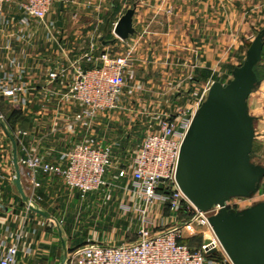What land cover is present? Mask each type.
<instances>
[{
	"label": "crops",
	"instance_id": "crops-1",
	"mask_svg": "<svg viewBox=\"0 0 264 264\" xmlns=\"http://www.w3.org/2000/svg\"><path fill=\"white\" fill-rule=\"evenodd\" d=\"M55 2H59L58 6H53L47 16V22L54 38L61 46L55 39L47 36L48 28L36 22H31L28 26L17 24L12 31L0 30V62L7 59L6 49L3 47H6L7 37H12L13 52L20 63L29 69L32 74L31 82L36 87L32 94H35L34 99L38 101L29 103L28 113L26 116L22 115L23 122L17 128L28 133L24 139L28 149L37 151L52 162L57 160L60 153L69 152L78 143L90 141L95 145L101 141L102 134L96 118L91 122H77L76 114L82 112V106L63 99L61 93L63 86L71 81L70 74L47 88L46 80L50 70L63 65L68 66V59L79 61L80 66L88 69L95 65V59L101 52L108 51L115 55L117 53L113 51L117 49L125 51L133 48L134 51L147 52L148 55L151 52L154 55L158 52H171V58L168 53L169 55L159 57L161 60L157 59L163 67L178 64L175 54L181 52L198 53L214 49L220 51L232 49L237 52L252 42L257 27L255 23L260 17L258 13L261 14L264 8V0ZM130 10L134 11L132 17L134 32L127 39H120L115 34L116 25ZM16 15L13 14L18 19L22 17V14ZM22 34L25 40L15 41L16 36L20 37ZM63 51L67 57L62 54ZM86 55H90L92 59L89 60ZM152 60L154 58L149 57V61ZM208 61L203 60L206 63ZM161 78L166 82L169 72L163 71ZM248 106L250 111V98ZM250 113L254 117L255 126L251 158L257 155L259 158L257 164L264 166V114L261 109L256 110L255 114ZM117 119L120 120L118 117L115 120ZM120 144L121 150L126 152L125 155L131 157V168L137 152L132 149L133 144L127 141ZM11 148L12 170L5 174L0 169V174L4 175V180L8 183L0 187V238H7L9 232L20 228L24 230L25 241L19 253V264H62L65 252L72 248L90 242L117 241L118 237L127 235V231H135L139 227L140 215L137 212L139 202L126 192L129 183L121 181V186L117 188L103 187L82 198L78 192L68 190L61 179L41 177V187L37 194L42 200L36 208L44 214L35 211L36 208L28 212L26 193L20 192L15 181L17 175L14 160L19 147H14L12 139ZM117 167L119 166L116 165L109 171L106 180L118 176ZM9 180L13 183L12 186L7 182ZM102 201L105 203L107 215H100ZM125 208H129L130 211ZM7 209H11V212H7ZM114 209L119 213L114 214ZM71 210L81 217V220L76 219L78 222L80 220V227L77 231L75 226L77 233L75 238V234L71 233L72 229L69 230L68 238V231L63 228V223L68 220V212ZM153 213L157 225L150 228L152 231H163L167 226H181L187 219V214L183 210L179 211L175 218L172 217L171 210L166 204H161ZM104 224L108 230L115 229L117 233L101 232ZM129 238V241L135 240L136 234L130 233ZM204 240L203 234L197 228L185 230L180 238L182 244L191 248L201 247Z\"/></svg>",
	"mask_w": 264,
	"mask_h": 264
},
{
	"label": "built area",
	"instance_id": "built-area-1",
	"mask_svg": "<svg viewBox=\"0 0 264 264\" xmlns=\"http://www.w3.org/2000/svg\"><path fill=\"white\" fill-rule=\"evenodd\" d=\"M11 1L14 0H0V30L12 31L17 24L28 26L31 22H36L48 28L47 36L55 39L61 46L47 22V16L56 0L17 2L18 10L8 14L5 7ZM13 14H22V17L18 19ZM24 38L22 34L20 37L16 36L15 41ZM13 45L14 40L8 36L6 47H3L6 49L7 59L0 62V98L28 107L27 94H32L36 87L31 82L32 74L29 69L14 54ZM62 54L67 57L66 52L63 51ZM132 55L131 51L117 56L103 51L96 57L95 65L88 69L80 66L79 61L68 59V66L63 65L48 72L46 86L50 88L70 74L71 81L63 86L62 97L71 104L82 106V112L76 114L77 122L92 121L98 114L121 109L123 79L126 72L134 66ZM85 57L92 59L90 55ZM201 104L187 118L177 116L160 119L156 127L148 130L143 137L131 166V182L126 187V192L139 202L137 212L140 224L134 231L136 239L118 244L90 242L79 245L67 251L63 264H233L209 222V217L218 213L221 207L216 205L208 212L200 211L184 195L176 180L181 145ZM3 120L0 111V128ZM27 135L23 130L15 135V143L19 147L15 173L26 193L27 210H34L42 200L37 194L41 187V177L61 179L68 190L78 192L82 198L106 186V170L111 162L108 148L102 149L101 146L81 142L69 152L60 153L57 160L52 162L37 151L28 149L24 141ZM4 147L0 142V169L8 174L13 167L10 163L7 170L2 168V164L8 162L3 156ZM3 176L1 173L0 187L4 184ZM259 202H264V180L255 195L249 198H232L226 202L225 207L239 211ZM161 204L169 207L174 218L179 211H185L187 219L184 224L167 226L163 231L150 230L157 225L153 211ZM7 212H11V209H7ZM26 220L27 217L24 223ZM193 228L200 230L205 238L199 248L180 243L184 231ZM5 230L9 231L8 228ZM24 241L25 233L22 228L9 232L7 238H0V264H19V253ZM26 250L29 251L28 248Z\"/></svg>",
	"mask_w": 264,
	"mask_h": 264
},
{
	"label": "water",
	"instance_id": "water-1",
	"mask_svg": "<svg viewBox=\"0 0 264 264\" xmlns=\"http://www.w3.org/2000/svg\"><path fill=\"white\" fill-rule=\"evenodd\" d=\"M133 14L128 11L117 23L120 39L134 32ZM263 53L264 28L248 47L242 65L232 71L230 82L211 85L182 142L176 171L180 189L195 207L203 212L221 207L209 222L233 264H264V202L239 211L225 207L232 198L255 195L264 180V166L251 158L255 126L248 106L260 83L257 67ZM15 181L23 194L19 176Z\"/></svg>",
	"mask_w": 264,
	"mask_h": 264
},
{
	"label": "rangeland",
	"instance_id": "rangeland-1",
	"mask_svg": "<svg viewBox=\"0 0 264 264\" xmlns=\"http://www.w3.org/2000/svg\"><path fill=\"white\" fill-rule=\"evenodd\" d=\"M22 1L25 0H14L9 2L5 7V12L8 14L16 12V10H18L17 4H19L17 2ZM58 3L59 2H55L54 6L57 7ZM263 9L264 8H262V10ZM262 10L261 14L258 13L260 17L258 22L255 23L257 27H255L252 41L257 33L264 28V11ZM250 44L249 42L246 47L237 52L232 49L225 51L214 49L198 53L181 52V54H175V57L178 59L176 63L178 64H172L171 67H163L161 66L162 63L157 61V59L169 54V58H171V52H158L155 55L151 52L150 55H148L147 52L142 53L140 51H134L133 48L125 51L120 49L114 50L113 52L117 53L115 55L109 52L110 55L117 56L131 51L134 59V66L128 70L123 79L121 109L106 111L98 114L96 117L97 122L100 124L102 138L101 141L95 143V145L101 146L102 149L108 148L111 153V162L106 170V175L114 166H119L117 167L119 171L118 176L110 179L107 178L109 181L106 180L107 184L105 187L111 186L117 188V186H121L120 181L129 184L131 182V157L125 155L126 152L121 150V142L123 144L127 141V143L133 144L134 147L132 149L137 152L146 132L154 129L160 119L177 116L182 117V119L189 117L194 109L206 100L208 88L211 83L221 82L223 84H228L230 82L232 79V70L242 65ZM201 55L204 57H201ZM149 57H152V59L154 58L155 61H149ZM202 59L204 61L209 60V63L203 62ZM195 63H197V65H195ZM163 71L169 72V78H166V82L161 78ZM259 72L262 79L256 86L253 95L250 97V112H254V114L258 109H261L262 114H264V57L259 65ZM149 79H152V81H148ZM34 95L35 94H27V96H29V103L38 101L34 99ZM26 106H22L24 107L22 109L21 106L13 103L12 100L0 98V111L4 119L3 126L0 128V142L5 146L3 149V156L8 160L6 164H2V168H5V170L11 165L10 163L12 160L10 138H13L16 142L15 135L18 134L19 131L17 127L23 122L22 115L24 114L26 116L28 113V107ZM110 113H112L111 116H109ZM117 117L120 120H115ZM88 143L92 144L90 141ZM125 156L127 157L124 159ZM258 159L257 155H255L252 161L257 164L259 161ZM3 182L4 184H8L5 180ZM7 182H9L11 186L13 185L11 180ZM100 209V215H107V212H105V203L103 201L100 204ZM113 213L117 214L119 211L114 209ZM68 215L67 223L64 221L65 224L63 223V228L66 232L68 231V238L69 230L72 229L73 232L71 233L73 235L75 234V238L77 234L75 231L79 230L81 217L77 216L73 210L68 212ZM78 218L80 219L79 222L76 220ZM109 231L111 230H108L105 224L104 226L102 225L101 232L105 234ZM109 233L114 234L117 232L114 229ZM130 233L135 234L134 231L129 230L127 231V235L121 238L118 237L117 241L112 240L108 243L118 244L122 241H129ZM100 243H107V241Z\"/></svg>",
	"mask_w": 264,
	"mask_h": 264
},
{
	"label": "trees",
	"instance_id": "trees-1",
	"mask_svg": "<svg viewBox=\"0 0 264 264\" xmlns=\"http://www.w3.org/2000/svg\"><path fill=\"white\" fill-rule=\"evenodd\" d=\"M263 57H264V53H263ZM263 60V59H262ZM260 65V64H259ZM259 65L257 67V73H258V77H259V80L261 81L262 77H261V74L259 72ZM181 243V242H180Z\"/></svg>",
	"mask_w": 264,
	"mask_h": 264
}]
</instances>
